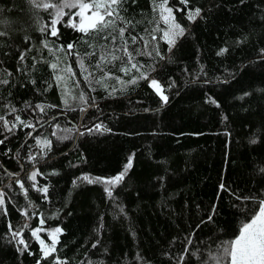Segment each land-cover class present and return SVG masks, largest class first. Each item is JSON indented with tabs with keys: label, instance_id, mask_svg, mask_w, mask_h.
<instances>
[{
	"label": "trees",
	"instance_id": "obj_1",
	"mask_svg": "<svg viewBox=\"0 0 264 264\" xmlns=\"http://www.w3.org/2000/svg\"><path fill=\"white\" fill-rule=\"evenodd\" d=\"M38 2L0 0V116L16 124L0 121V264H217L264 201V0H168L184 29L173 45L154 0H125L116 23L143 66L127 73L121 39L61 25L57 37L41 32L51 10ZM113 51L122 59L98 69L101 52ZM141 73L148 79L128 83ZM130 157L118 184L78 179L113 178ZM58 227L57 252L44 258L32 230L50 243Z\"/></svg>",
	"mask_w": 264,
	"mask_h": 264
},
{
	"label": "snow or ice",
	"instance_id": "obj_2",
	"mask_svg": "<svg viewBox=\"0 0 264 264\" xmlns=\"http://www.w3.org/2000/svg\"><path fill=\"white\" fill-rule=\"evenodd\" d=\"M35 2V0H34ZM125 2V0H55V2H45V0H40V2L35 3L37 8H42L45 11L51 10L49 12V16L51 17L48 24L43 25L40 28L41 32H48L51 36L57 37L59 35L58 25L64 27H70L73 30H76L85 35H94L99 36L105 31H108V36H104L103 39L107 40L109 36L113 42L117 40V38L123 41L122 51L124 56L127 58V62L124 67L120 70L122 72L127 73L130 69L127 65L130 64L132 69L139 70L142 65H138L137 63H132L133 53L128 50V41L124 39L125 32L127 31V27H118L116 20H123V17L118 15L119 7ZM182 2L187 5L188 0H182ZM154 6L159 11L160 19L167 25V28L163 30V37L166 39L169 45H173L176 41V38L184 34V29L181 27L179 23L176 22L175 16L173 14V9L168 7V0H160L159 3L154 0ZM67 10V11H66ZM75 10V11H73ZM201 10L199 8H195L194 10H190L188 12V19L195 20L200 15ZM68 17L67 21H64V17ZM126 24L128 22H125ZM115 33V35H113ZM4 33H0L3 35ZM132 44L137 42L136 36L130 37ZM154 40L155 37L153 36ZM148 46V42L145 41V47ZM45 48L48 47V44L45 43ZM67 52L71 53V50L74 48V43H69L67 46ZM58 51H65V46L61 45ZM227 49H221L219 54H223ZM150 54V53H149ZM76 55H79L78 53ZM88 56H94L96 53L93 51L91 53H86ZM20 59L23 60L24 56L21 55ZM122 57L117 56L115 52H101L99 56V60L96 63V67L102 70V65L104 63L111 64L113 61L121 60ZM80 68L87 72V68L84 64V59L81 58L79 60ZM53 70H58V64L53 63L50 65ZM66 72L72 73L71 68L65 69ZM74 74V73H72ZM91 75V73H88ZM110 75V73L108 74ZM56 79L58 81L63 80L64 77L57 75ZM85 79H88V76H85ZM104 79V76L101 77V80ZM137 79H148L146 73H141L139 77H135L128 81V83H135ZM0 83H7V81H0ZM123 83V81H122ZM150 85L154 87L157 92L161 95L163 102H167L168 97L163 95L162 89L159 87V82L155 79L150 81ZM75 98V97H74ZM79 99L83 100L87 103L84 95L81 94ZM68 101L65 99V104L67 105ZM41 112L45 111L44 105H36ZM83 111V109H81ZM13 112L16 111L15 108L12 109ZM16 121L20 123V125L24 127L35 128L34 124L25 123L20 120L19 116H16ZM0 121L4 122V126L8 128V131H12V128L16 127V124H13L11 128L8 127L9 121H7L3 116H0ZM59 128V125H56ZM94 129L96 131L107 130L103 128L102 124L94 125ZM89 132L93 131V128L88 129ZM53 135H56L53 132ZM3 140H0V143H3ZM37 143L43 144L44 146L50 145V140L37 141ZM29 159H35V157H29ZM132 166L131 157L129 158V162L125 165V169L123 172L118 174L117 176L110 179H103L99 177H90L88 175H84L78 179L82 181H87L88 183H105L107 185H115L118 184L125 176L127 171ZM39 174V170L33 171L28 179L31 181H36V177ZM20 184L21 188H24L23 181H17ZM75 183V181L73 182ZM35 187V184H33ZM223 188V185L221 186ZM25 193H27V189H24ZM38 191L43 193L48 192L47 187H40ZM110 193V190H109ZM5 193L0 191V209L6 212V201H5ZM24 214L27 215V210H24ZM211 220V216L209 217ZM40 223L43 224L44 220L41 218ZM43 231L41 228H37L32 230V236L36 237L39 241L43 253L44 258L53 257V254L57 252V244L59 243L58 235L62 233L61 228H55L49 232L50 243L46 242L43 238H41L38 233ZM12 236L15 239H18V243L23 245V249L28 248L27 242L22 237V232L13 231ZM222 255L220 257L215 258L217 260V264H264V201H260L258 205L257 211L250 217V222L245 223L239 234L233 239L227 242V245L222 246L220 249ZM57 264H64L63 261L60 260L59 257H53Z\"/></svg>",
	"mask_w": 264,
	"mask_h": 264
},
{
	"label": "rangeland",
	"instance_id": "obj_3",
	"mask_svg": "<svg viewBox=\"0 0 264 264\" xmlns=\"http://www.w3.org/2000/svg\"><path fill=\"white\" fill-rule=\"evenodd\" d=\"M157 91V90H156Z\"/></svg>",
	"mask_w": 264,
	"mask_h": 264
}]
</instances>
